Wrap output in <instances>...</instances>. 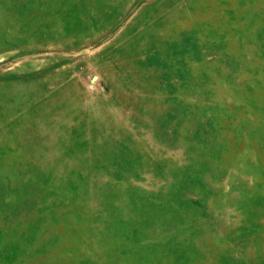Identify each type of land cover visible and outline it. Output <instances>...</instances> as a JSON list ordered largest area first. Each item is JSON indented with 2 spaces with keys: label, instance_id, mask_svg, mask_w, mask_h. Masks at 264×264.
I'll return each instance as SVG.
<instances>
[{
  "label": "rangeland",
  "instance_id": "obj_1",
  "mask_svg": "<svg viewBox=\"0 0 264 264\" xmlns=\"http://www.w3.org/2000/svg\"><path fill=\"white\" fill-rule=\"evenodd\" d=\"M0 264H264V0H0Z\"/></svg>",
  "mask_w": 264,
  "mask_h": 264
}]
</instances>
